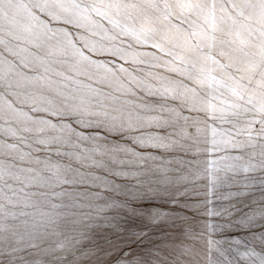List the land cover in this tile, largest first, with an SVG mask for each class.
Here are the masks:
<instances>
[{
  "label": "snow or ice",
  "instance_id": "obj_1",
  "mask_svg": "<svg viewBox=\"0 0 264 264\" xmlns=\"http://www.w3.org/2000/svg\"><path fill=\"white\" fill-rule=\"evenodd\" d=\"M0 264H264V0H0Z\"/></svg>",
  "mask_w": 264,
  "mask_h": 264
},
{
  "label": "rangeland",
  "instance_id": "obj_2",
  "mask_svg": "<svg viewBox=\"0 0 264 264\" xmlns=\"http://www.w3.org/2000/svg\"><path fill=\"white\" fill-rule=\"evenodd\" d=\"M162 207L167 205L161 199H131L126 207L109 210L108 214L113 217L112 225L96 227L93 233L97 237L107 235L111 240L125 241L135 250L133 254L145 255L153 244L159 242L162 233V226L153 223L149 216ZM120 246L131 251L123 244Z\"/></svg>",
  "mask_w": 264,
  "mask_h": 264
}]
</instances>
